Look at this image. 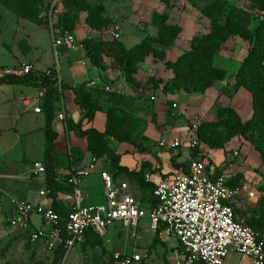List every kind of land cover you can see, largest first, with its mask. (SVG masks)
I'll return each mask as SVG.
<instances>
[{
	"label": "rangeland",
	"instance_id": "obj_1",
	"mask_svg": "<svg viewBox=\"0 0 264 264\" xmlns=\"http://www.w3.org/2000/svg\"><path fill=\"white\" fill-rule=\"evenodd\" d=\"M207 1L209 0H175L172 3H165L161 0H70L68 6L60 5L58 10L53 11L49 6V0H44L40 4L41 24L18 17L0 3V72L4 73L6 69H14L15 65L19 67L22 63L31 64L29 58H24V55L30 51V41L33 46V61L38 64V59H40L42 62L39 65L41 66L53 65L51 24L56 28L57 22H60L68 9L78 14L77 19L71 20V23L76 28L81 29L85 38L94 37L111 41L113 39L110 38V32L115 25H120L121 34L118 40L122 41L127 48L140 42L146 35L157 37L158 28L156 25L160 17L156 18L154 13L156 11H167L169 15L167 23L178 24L183 31L171 44L164 45L157 41L158 52L155 55L145 57L141 61L138 60L133 69L124 68L122 57L101 53L99 49L93 48L88 54V49H86L83 42L85 38L81 41L84 44L83 51L88 55L90 65L93 66L92 59L101 60L100 65L94 66H99L102 71L115 77L112 82L116 83L118 79H123L125 88L129 90L128 99L130 97L134 100L136 98L144 99L148 106H152L154 103L156 105H160V103L172 105L177 101L170 98V92L164 91L165 83H167L172 72L165 66V59L162 58V54L165 51L167 60L169 58L174 59L175 54L190 48L191 38L195 34L209 31L211 20L201 14V8ZM227 1L231 5L241 6L248 10L254 20L264 13L262 9L253 5L250 0ZM89 7L95 8L94 13H92V9L89 13ZM92 17L93 19H91ZM59 28L60 26L57 30ZM72 33L77 36L74 30ZM248 45V42L241 38H237L235 41L229 40L224 50H221L215 57V63L227 69V80L239 66L241 58L247 53ZM80 54V52H75L74 56ZM21 58L22 60H20ZM59 59L62 61L61 56H59ZM99 73L101 77L102 72ZM103 83L106 82L103 81ZM223 85L224 83L221 81L217 83V86L215 85L219 88V91L217 90V96L214 99H209L210 104L205 101L208 97L206 92L193 93L196 100L192 104L198 106V112L196 115L189 113L186 121H184L185 125L191 126L193 123L199 125L203 121L218 120L217 108L219 105L226 104H234L243 120L251 116L252 106L249 102L248 92L243 90L239 94L234 93L233 80L228 83V86ZM106 86L108 85L103 86L104 89H106ZM13 89L15 88L12 87L11 90ZM7 90L5 92L0 91V264H51L53 255L45 249L41 242L32 243L28 239L27 232H22L9 225V217L14 207L11 198L20 199L21 194L13 188V184L18 183L17 180L1 175L19 173V164L17 163L23 159V149L26 147V143L24 139L16 141L17 134H15L16 128H19L17 116L21 115L24 108L18 100L11 106L4 102L5 96L8 97L10 94ZM152 97H155V99ZM173 109L175 111L170 112L171 117L177 118L184 113L183 107H173ZM201 110L202 112H200ZM100 115L103 117V114ZM153 119L156 121L157 117L154 116ZM25 121L27 124L35 123L31 116L25 117ZM221 130L222 132L227 131L224 126L221 127ZM179 134L184 136V132H179ZM253 135L257 136L256 133H253ZM234 138L239 139L240 142L235 147L232 145L231 150L227 151L229 157L237 151L241 153L240 157L250 154L253 157L251 163L260 158L259 152L255 150L246 137L238 135ZM111 142L113 147L118 148L116 141ZM153 144L157 146V142ZM207 146V143L201 139L199 148L205 149ZM120 147L121 149L124 147L128 149L137 148L130 143ZM34 149L36 152L33 154L36 155V144ZM255 151L258 153L259 158ZM131 159L132 157L130 158L127 155L125 164L129 165L128 162L132 161ZM36 163H41V161L34 162L33 167ZM108 163L105 161V168H107ZM254 165H257V163ZM255 171L261 177L257 182L260 187L264 184V164L260 168H256ZM215 173L221 174L223 172L215 170ZM23 178L18 179L19 183H23ZM242 181L246 180L238 179L237 183ZM25 183L34 189L40 187L41 182L37 179H30ZM101 190L100 186H95L91 190L92 203L103 202ZM250 201L248 214L251 215L244 222L253 227V222L259 218L260 197L253 198ZM38 219L36 218V222L39 225L40 219ZM40 226H42L41 223ZM101 236L103 237V246H91L88 243L83 246H75L64 258L62 264H119L115 256L116 253L131 254L135 251H139L142 256H145L143 262L145 264H172L173 247L177 246L176 238L171 237L168 239L157 233V230L152 229L148 217L141 219L136 231L124 228L121 224L116 223L103 232ZM224 264H250V262L241 254L231 252Z\"/></svg>",
	"mask_w": 264,
	"mask_h": 264
},
{
	"label": "trees",
	"instance_id": "obj_2",
	"mask_svg": "<svg viewBox=\"0 0 264 264\" xmlns=\"http://www.w3.org/2000/svg\"><path fill=\"white\" fill-rule=\"evenodd\" d=\"M70 0L57 1L53 6V11L58 10L60 5L68 6ZM165 3H172L175 0H161ZM251 3L264 12V0H250ZM44 0H0V3L16 14L18 17L30 22L41 24L40 4ZM53 0H49L51 7ZM94 13L95 8H88L90 13ZM201 14L211 20L210 29L206 33L195 34L191 38L190 48L183 51L175 60H167L165 51L162 58L165 59V66L172 71L164 91L170 93L186 92L204 93L209 88L215 86L218 82H227L233 80L234 93L243 88L250 93L252 101V114L243 120L238 111L231 105H219L217 108L218 120L203 121L198 125V135L207 143L210 148H226L229 142L235 136L246 137L259 152L262 164H264V13L254 20L251 13L245 8L237 5H231L227 0H209L201 8ZM78 14L74 11H65L60 22H57L54 30L64 34L72 32L76 27L72 25L71 20L77 19ZM154 15L160 17L157 22L158 36L146 35L140 42L130 48L118 39L105 41L88 37L83 39L88 54L91 49L96 48L107 55L122 57L125 69H133L138 60H143L149 55H155L158 52L156 42L161 44L173 43L182 32V27L178 24H169L167 20L169 15L167 11H156ZM93 19V17L91 18ZM89 20V18H88ZM60 26L59 30L57 28ZM241 38L248 42V49L245 56L240 60L239 66L226 79L227 69L215 63V57L221 50H224L229 40ZM90 49V50H89ZM88 56V55H87ZM94 65H100L101 60H93ZM55 74V73H54ZM58 79L46 74L45 71H31L27 74L9 73L0 76V85L3 84H24L37 88H44L45 95L42 110L46 113V148L45 160L47 184L51 190L50 196L55 197L58 190H61V184L55 180V169L53 161L55 159L57 134L53 129L52 121L55 116L54 103L59 96ZM167 84V85H166ZM76 103L84 110V117L92 119L97 110H100V100L105 99L110 103L106 111L107 120L105 131L101 132L95 128L83 130L81 122L73 125L75 132L85 137L88 141V149L97 158H106L110 162L108 170L114 177H120L123 173L131 174L143 187L145 191L141 193V200L150 203L152 208L157 204V199L153 196L155 184L145 181L143 174L145 163L138 171H128L125 166L120 165L121 153L112 149L108 139L115 140L118 143H130L136 146L139 151H145L144 130L146 121L143 118L135 116L133 113L125 110V107L133 101L127 96L106 89L87 88L86 85L73 88ZM226 127L227 131L222 132L221 127ZM256 133L257 136L253 135ZM199 147L194 150V158ZM203 159L202 157H200ZM238 179L232 182L237 183ZM261 191L259 218L253 222L252 228L256 230L261 237H264V184L259 187ZM55 210L66 214L70 207H66L61 202L53 200L51 205ZM136 231V230H135ZM161 229H157L160 233ZM90 244L91 246H103V237L101 233L89 231L85 242L81 245ZM173 249L182 248L177 243ZM51 264H62L66 248L61 242L57 245L53 253ZM126 254H120L116 258L119 262L124 259ZM144 257L139 264H145ZM118 262V263H119Z\"/></svg>",
	"mask_w": 264,
	"mask_h": 264
},
{
	"label": "built area",
	"instance_id": "obj_3",
	"mask_svg": "<svg viewBox=\"0 0 264 264\" xmlns=\"http://www.w3.org/2000/svg\"><path fill=\"white\" fill-rule=\"evenodd\" d=\"M57 1L60 0H53L51 9ZM50 33L54 64L45 72L57 78L59 84L61 49H83L84 44L72 32H57L52 24ZM120 34L121 28L117 24L110 32V38L119 39ZM31 71V64L22 63L15 73L27 74ZM12 72L6 69L7 74ZM172 106L177 107V103L174 102ZM34 111L43 112L41 105H37ZM65 116L66 113L61 112L58 118L64 120ZM199 145L197 123L189 127L186 135H174L159 142L160 147L169 149L187 146L192 150ZM234 155L237 156L238 152L235 151ZM200 157H191L185 171L156 182L153 196L157 199V204L151 208L150 203L130 193L128 181L114 177L108 169H102L100 173L105 201L100 204H85L80 183L82 178L89 176L95 169L98 158L94 156L88 165L72 167L65 179L72 187L73 198L66 214L41 202L11 198L15 211L9 217V225L27 232L29 241L41 242L51 253L63 242L66 258L75 246H81L85 242L89 231L102 234L116 223L135 231L141 219L148 217L152 229L160 228L162 236L176 238L182 248L181 252L179 249L174 250L172 264H224L231 252L241 254L250 264H264V237L240 219L233 206L241 197H257V189L251 181L234 183L232 175L224 172L216 174L209 169L207 161ZM33 173L46 174V166L42 162L36 163ZM145 178L149 180L150 175H145ZM50 193V189H45L39 195L47 198ZM33 216L39 217L42 226L33 225ZM115 256L118 258L120 254L116 253ZM142 259L140 252L135 251L126 254L119 264H139Z\"/></svg>",
	"mask_w": 264,
	"mask_h": 264
},
{
	"label": "crops",
	"instance_id": "obj_4",
	"mask_svg": "<svg viewBox=\"0 0 264 264\" xmlns=\"http://www.w3.org/2000/svg\"><path fill=\"white\" fill-rule=\"evenodd\" d=\"M74 31L80 41L85 38L84 35H82L83 33L81 32L80 28L77 27L74 29ZM29 47L30 51L24 55V58H29L33 67V71H45L47 68L52 66L51 64H46L44 66L39 65L42 62L40 59H38V64L37 62L33 61V46L31 41L29 43ZM75 52H80L81 54L74 56ZM181 53L175 54L174 59L169 58L168 60H175ZM60 56L62 57V61L61 59H59L60 82L58 84V88L60 93L54 103L55 116L52 121V126L57 134L55 159L53 161V166L55 169V180L57 181V183L61 184V190L57 191L54 198L50 196V194L47 198H42L39 195V192L45 189H49L46 178L47 175H36L33 173L34 167L32 164L34 162L41 161L43 164H45L46 113L44 110L41 113H36L34 111V108L37 105H41V107L43 108V100L45 95L44 88H37L24 84L0 85V91L3 90L2 92H5L7 89H9L7 90V92L10 94L8 97L5 96L4 100V102L8 104V106H11L18 100L24 108L21 112V115L17 116L19 128H16L15 134H17L16 141L24 139L26 143V147L23 149V159H21L17 163L19 164V173L1 176H5L18 181V183L13 184V188L16 192H19L21 194L20 199L37 201L45 205H52L53 200H55L57 202L63 203V205H65L66 207H71V204L73 202L72 187L67 184V181L65 179L72 167H84L88 165L94 157L92 152L88 149L87 139L85 137L79 136L75 132L73 125L81 122V127L83 130L88 128H95L101 132L105 131L107 120L106 111L110 106V103L108 101H106L105 99H101L100 106L102 108L96 111L94 117L91 120L85 118L83 115L84 110H82L81 107L76 103L73 88L85 84L87 88L97 87L99 89H104L103 86L108 85L106 86L107 91H115L125 96H129L127 95L129 94V90L125 88V83L123 84L124 81L122 78L118 79L116 83L112 82L115 77H113L111 74L108 75V73H106L105 71H102L99 66H94V64L93 66L90 65L89 59L83 49H76L71 51L67 50L66 48H62ZM20 60H22V58ZM20 66L18 67L17 65H15L14 69L10 70L15 73L19 70ZM99 72H102L101 77V74ZM4 74H7L6 70L4 73L0 72V76ZM103 81H105L106 83L104 84ZM222 83H224L223 86H226L227 82L225 81ZM12 87L15 89L11 90ZM217 90L219 91V88L213 86L206 91V94H208V97H206L205 99L207 104L211 103L209 99H214L215 96H217ZM243 90L245 89H239L237 94L241 93ZM248 94L249 102L251 104L252 98L250 93ZM169 96L177 102L179 101L178 103L176 102L177 108L183 107L184 109V113H182L177 118L171 117L170 112H173L175 110L169 103H160V105H156L154 103L152 106H148L147 102H145L144 99L136 98L135 100L133 99V101H130V103L125 107L126 111L131 112L135 116L143 118L146 121L143 134L146 138H148V140H146L144 143V145L146 146L145 151H139L134 147H132V149H128L127 147L121 149L120 146H124V144L127 145V143L117 142L118 148L120 147L118 149L116 147H113L112 145L111 141L115 140L108 139L110 147L112 149H115L118 153L122 154L120 165L125 166L128 171H138L145 163L146 167H144L145 169L143 174L144 176L147 174L150 175L149 180L145 178V181L148 182L156 183L161 179H168L172 177L179 171H185L188 167L190 158L194 156L195 149L191 150L187 146H184L180 149H169L159 146V142L163 138L171 137L174 135L182 136L179 134V132H184V135H186L190 127L185 125L184 123V121H186L187 115L189 113L196 115V113L198 112V106L196 107L194 105V107L192 104V102L196 100V97L193 94L180 91L174 94L171 93L169 94ZM231 106H233L237 110L234 104H232ZM61 112L66 113L64 120H60L58 118V115ZM200 112H202V110ZM100 114H103V117H101ZM27 116H31L35 123L27 124L25 121V117ZM154 116L157 117L156 121L153 119ZM156 142L157 146H154L153 143ZM239 142V139L234 138L229 142L226 148L213 149L209 146H207L205 149L199 148L200 150L198 149L199 151L196 153V155L197 157L201 156L202 158H204L208 163L209 169L214 172L215 170L222 171L224 173L232 175L233 179L251 181L254 188H256L258 191L257 197H260L261 192L259 190V184L257 185V182H259L261 177L255 171V169L260 168V166L263 164L261 158L258 157V151H255V153L257 154V157L259 159L253 163H251L253 157L250 154H246L244 155V157H240L241 153L238 152V155L235 156L233 152V155L231 157L228 156L227 151L231 150L232 145H234L233 147H235V145ZM35 144L37 148L36 155L33 154L34 152H36L35 149L33 150ZM127 155L130 156V158L132 157V161L128 162L130 163L129 165L125 164V157ZM105 161L109 162V160L106 158H98V162L93 172L89 176L82 178L80 187L83 189L85 195V204H94L91 202V190L94 189L95 186H100L102 188L101 191L103 195V202L105 201L104 185L100 177L101 170L108 169L109 167L110 162L108 163L107 168H105ZM255 163H257V165H254ZM19 178H23V183H19ZM57 178H59V180H57ZM30 179L40 180V187L34 189L30 188V186L25 183V181ZM119 179L128 181L130 184V193L141 199V193L145 191V189L139 186L138 181L131 174H127L125 172L119 177ZM250 200V198L244 196L241 197V199H238L233 204L238 217L242 220L247 219L248 216L251 215L248 214L251 204ZM14 211L15 209L13 207L11 216L14 214ZM36 218L39 217L33 216L31 218L32 223L35 227H40V223L39 225L37 224Z\"/></svg>",
	"mask_w": 264,
	"mask_h": 264
}]
</instances>
